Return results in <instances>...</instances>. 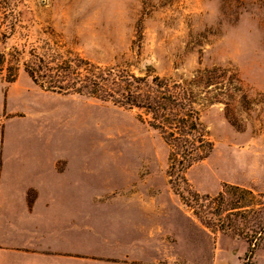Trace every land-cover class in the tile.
<instances>
[{
  "label": "rangeland",
  "instance_id": "374dc122",
  "mask_svg": "<svg viewBox=\"0 0 264 264\" xmlns=\"http://www.w3.org/2000/svg\"><path fill=\"white\" fill-rule=\"evenodd\" d=\"M19 1L23 19L8 47L49 39L101 66L185 82L211 70L217 86L195 91L213 149L185 174L210 212L199 218L174 193L168 148L138 110L45 91L22 68L12 82L0 72V151L13 155L3 172L37 153L27 145L57 147L60 170L90 176L98 212L128 213L121 227L139 235V264H264V233L246 259V238L217 227L235 211L247 227L264 217V0ZM224 185L238 188L219 197Z\"/></svg>",
  "mask_w": 264,
  "mask_h": 264
},
{
  "label": "trees",
  "instance_id": "16d2710c",
  "mask_svg": "<svg viewBox=\"0 0 264 264\" xmlns=\"http://www.w3.org/2000/svg\"><path fill=\"white\" fill-rule=\"evenodd\" d=\"M22 19L23 8L19 0H0V72H5V80L14 81L22 68L30 80L45 91L91 97L138 110V118L157 131L168 148L166 174L174 193L186 206L194 209L199 218L210 212L201 202L208 196H199L192 191L185 174L193 164L207 158L213 149L201 121L195 91L205 89L208 92L209 87L217 86L211 70L198 71L190 82H185L154 72L136 74L119 65L101 66L49 39L34 44L26 37L23 43L8 47L7 43L15 36ZM216 101L221 102L215 95L209 99V102ZM230 188L238 187L224 185L218 196L222 197ZM245 192L252 194L251 190ZM229 205L228 210L252 208V205L237 203ZM235 212L233 218L226 215L225 219H218L217 227L219 230L236 228V232L246 238L248 259L263 237L264 217L255 223V227H247L243 213ZM238 217L243 224L241 227L236 226Z\"/></svg>",
  "mask_w": 264,
  "mask_h": 264
},
{
  "label": "crops",
  "instance_id": "0c3cea01",
  "mask_svg": "<svg viewBox=\"0 0 264 264\" xmlns=\"http://www.w3.org/2000/svg\"><path fill=\"white\" fill-rule=\"evenodd\" d=\"M27 146L37 153L14 173L3 172L11 148L0 151V264H139V235L121 227L128 213L98 212L87 172L60 170L57 147Z\"/></svg>",
  "mask_w": 264,
  "mask_h": 264
}]
</instances>
